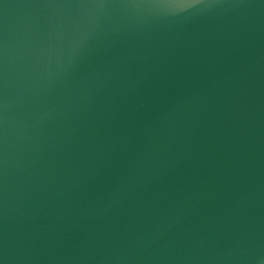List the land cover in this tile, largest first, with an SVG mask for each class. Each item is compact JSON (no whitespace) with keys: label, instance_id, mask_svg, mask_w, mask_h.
<instances>
[{"label":"water","instance_id":"obj_1","mask_svg":"<svg viewBox=\"0 0 264 264\" xmlns=\"http://www.w3.org/2000/svg\"><path fill=\"white\" fill-rule=\"evenodd\" d=\"M0 264H264V0H0Z\"/></svg>","mask_w":264,"mask_h":264}]
</instances>
